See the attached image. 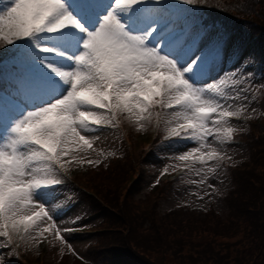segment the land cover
Wrapping results in <instances>:
<instances>
[{
  "label": "rangeland",
  "instance_id": "374dc122",
  "mask_svg": "<svg viewBox=\"0 0 264 264\" xmlns=\"http://www.w3.org/2000/svg\"><path fill=\"white\" fill-rule=\"evenodd\" d=\"M69 1L66 0V4ZM221 1L230 3L238 0ZM78 2L81 3V0ZM7 3L8 0H0V7H6ZM167 3L171 11L170 30L178 31L186 26L185 31L197 38V46L184 66L196 56L204 59L209 50L223 41L224 32L230 28L226 32L227 40L207 67L194 69L193 73L186 74L196 86L205 89L206 98L216 99L227 110L240 113L236 118H229L225 125L236 129L231 141L221 142L209 137L211 146L217 148L224 159L200 163L196 159L198 154H194L189 160L179 159L186 151L200 147L202 143H192L171 135L172 128L178 122H185L182 118L179 121L175 118L177 112L186 111L179 106L168 108L154 105L148 121L129 118L127 114H116L113 124L104 127L90 126L83 134L89 138L93 147L88 149L69 145V155L62 159V162L68 161L66 172L59 170L48 174L45 172L48 168L45 162H33L30 165L37 178L46 174L58 179L65 173V176L70 175L62 184L43 188L34 194L33 203H43L53 216V221L46 218L38 220L39 227L35 231L14 232L10 242L7 237H0L2 264H12L15 258L20 259L21 264H110V260H106L100 250L102 244L110 241V235H125L131 230V233L136 231L134 235L142 234V239L146 242L149 240L146 235L150 233L152 236L154 232L150 228L151 223L153 224L150 217H161L171 209L178 212L176 216L180 219L209 209L222 218L226 217L234 211V204L227 196L240 186H246V182L238 176L243 174L235 170L229 171L228 166L253 161L255 166L264 167V154L254 145L257 125L250 126L252 117L257 114L264 116V60L256 59L251 44H239L240 35L248 31H241L240 28H245L241 25L228 26L217 15L208 18L206 13H193L196 12L195 8L192 13L182 10L179 12V9H174L175 3ZM113 5L114 0H101L100 10L98 7L86 10L81 5L76 13L86 31H79L76 36L54 33L64 40L61 43L50 37L54 34H40L24 47L27 61L46 72L47 80L59 83V77L51 71L50 66L65 70L74 68V59L70 57H75L81 50L77 41L85 39L87 31L96 30L102 22V15L107 14ZM143 7L137 6L124 15L123 12L119 13L122 22L128 23L129 29L135 34L147 31V25L142 22ZM69 10L73 11L72 5ZM155 35L152 34L153 37ZM50 38L53 39L52 42H48ZM51 46L57 50L53 53L42 51L43 47ZM18 51L20 52L19 49ZM4 52L6 50L0 45V54ZM166 52L167 49L162 54ZM9 54L0 55V60ZM221 79L224 83L219 91L207 90L210 83L219 84ZM67 90L65 85L64 91ZM4 93L10 94L11 98L17 97V101L10 104L0 96V150H10L5 145L7 137L12 135L11 128L28 111L43 106L51 98V94L48 87L36 88L30 97L18 92L10 93L8 89ZM247 131L251 133L250 138L243 135ZM209 150L205 145L201 148V153ZM36 169L40 171H35ZM123 203L127 207L119 210L116 204L119 206ZM33 210L41 209L30 208L27 214H32ZM129 210H133L137 218L135 222L136 218L130 220L132 224H127ZM119 215L124 219L122 223H118ZM52 223L62 230L60 234L65 238L63 242L55 236V229H50L43 237L39 235L43 228ZM106 234L109 236L106 237Z\"/></svg>",
  "mask_w": 264,
  "mask_h": 264
},
{
  "label": "snow or ice",
  "instance_id": "6c2138e0",
  "mask_svg": "<svg viewBox=\"0 0 264 264\" xmlns=\"http://www.w3.org/2000/svg\"><path fill=\"white\" fill-rule=\"evenodd\" d=\"M181 2L194 5L198 0ZM81 3L86 10L101 6V0H81ZM139 5L144 6L142 22L147 25L143 34L133 33L119 15ZM170 14L167 0H114L96 30L87 31L86 38L77 41L81 50L70 57L75 67L65 70L50 66L60 81L48 86L51 98L14 124L5 145L10 150H0V237H7L10 242L14 232L35 231L39 227L38 220L53 221L43 203H33L34 194L62 184L63 180L47 174L37 178L30 165L45 162L48 174L66 172L68 161L62 162V159L69 155L68 146L91 149L93 145L83 133L90 126L113 124L116 114L148 121L154 105L179 106L186 111L177 112L175 118L185 122H178L171 135L192 143L202 142L200 147H193L179 159L189 160L194 154H198L196 159L200 163L224 159L221 152L211 146L209 137L221 142L231 141L236 129L225 125L229 118H236L240 113L227 110L216 99L206 98L205 89L187 78L186 74L193 73L197 61L201 60L196 56L184 66L197 46V38L183 29L171 31ZM69 27L86 31L69 10L66 0H8L6 7H0L3 49L14 42L34 39L42 33H58ZM165 49L166 54H162ZM42 51L53 53L56 50L43 47ZM13 72L20 86L26 87L24 66L15 65ZM223 83L222 79L219 84L210 83L207 90L219 91ZM205 145L210 150L201 153ZM35 207L41 210L27 214ZM50 229H55V236L64 241L62 230L55 223L43 228L39 235L43 237Z\"/></svg>",
  "mask_w": 264,
  "mask_h": 264
},
{
  "label": "trees",
  "instance_id": "16d2710c",
  "mask_svg": "<svg viewBox=\"0 0 264 264\" xmlns=\"http://www.w3.org/2000/svg\"><path fill=\"white\" fill-rule=\"evenodd\" d=\"M167 1L175 3L174 9H179V12L192 13L195 8L196 12L193 13H206L208 18L217 15L230 27H245L247 30L240 28L241 31L248 32L240 35L239 44H251L256 59L264 60V0H238L230 3L198 0L194 5L184 4L181 0ZM34 39H23L5 48L3 54H10L0 60V93L9 81L18 77L13 72L15 65L22 64L26 73L38 69L27 61L24 51V47ZM254 124L257 125L254 145L264 154V116L257 114L252 117L250 126ZM248 132L243 135L250 138L251 133ZM228 170L240 172L243 175L238 176L246 182V186H240L227 196L234 204L232 213L222 218L209 209L180 219L176 216L178 212L171 209L161 217H150V220L153 219L150 228L154 232L152 236L150 233L146 235L149 242L142 239V234L134 235L136 231L131 233V230L125 235H110V241L102 244L100 249L105 259L110 260V264H264V167L259 168L252 161L233 163L228 166ZM65 174L59 178L66 181L70 174ZM167 179L170 180V177ZM116 207L123 210L127 206L123 203L119 206L116 204ZM123 216L126 217L125 214ZM126 218L127 224H132L131 221L136 218L133 210L127 212ZM123 220L120 216L118 223ZM15 259L12 264H21L20 259Z\"/></svg>",
  "mask_w": 264,
  "mask_h": 264
}]
</instances>
